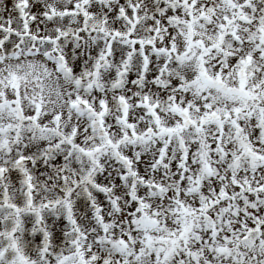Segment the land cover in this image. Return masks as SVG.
Segmentation results:
<instances>
[{
	"label": "snow or ice",
	"instance_id": "1",
	"mask_svg": "<svg viewBox=\"0 0 264 264\" xmlns=\"http://www.w3.org/2000/svg\"><path fill=\"white\" fill-rule=\"evenodd\" d=\"M0 264H264V0H0Z\"/></svg>",
	"mask_w": 264,
	"mask_h": 264
}]
</instances>
